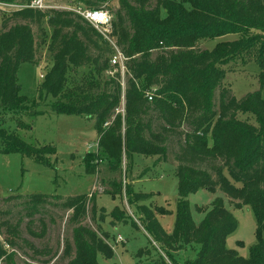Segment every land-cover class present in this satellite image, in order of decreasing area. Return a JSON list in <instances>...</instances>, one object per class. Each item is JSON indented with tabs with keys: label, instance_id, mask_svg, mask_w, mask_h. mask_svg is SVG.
Wrapping results in <instances>:
<instances>
[{
	"label": "trees",
	"instance_id": "1",
	"mask_svg": "<svg viewBox=\"0 0 264 264\" xmlns=\"http://www.w3.org/2000/svg\"><path fill=\"white\" fill-rule=\"evenodd\" d=\"M30 1L0 0L2 4L19 5L8 12L0 26V151L18 152L36 161L52 153V145L29 144L15 132L30 128L21 120L25 114L67 113L93 118L97 151L85 158L87 173H94V159L106 161L108 169L117 173L122 154L129 163L135 154L165 160L166 142L177 136L172 231L166 232L157 220L156 214L167 212L164 207H155V211L148 204L138 203L148 194L126 187L127 201L135 205L145 233L176 264L180 262L173 251L180 246L195 250L194 258L183 264H264V0H155L152 6L150 0H118L109 35L115 37L126 58L124 88L118 71L107 78L100 76L106 70L118 69L108 64L113 48L101 32L75 10L36 9L29 6ZM76 1L81 9H94L105 0ZM12 19L15 21L10 24ZM41 23L50 29L47 50L51 62L36 95L28 98L21 93L17 69L21 62H35L31 27L35 24L40 28ZM231 33L238 38L220 39ZM203 39L220 40L211 48H200ZM152 50H157L153 58ZM249 58L257 64L260 86L237 99L223 85L225 67L236 61L246 63ZM80 67H87V71L79 79H67V73H79ZM141 78L145 84L140 87ZM147 86L153 89L151 99L146 96ZM47 96L53 98L47 104L48 111L41 109L44 104L40 103ZM122 96L121 113L116 109ZM173 109L178 110L177 116ZM7 112L15 116L13 129L3 125ZM238 113L252 116L254 123L238 118ZM108 183L111 190L105 193L120 194L119 183ZM199 188L219 190L238 199L236 206L251 208L256 241L247 257L225 245L237 221L221 196L214 197L208 207L197 206L202 216L194 222L188 195ZM92 200L94 193L66 197L18 193L3 198L18 202L23 217L29 219L44 213L47 204L71 209L68 220L78 224L73 227L72 245L65 242L64 253L72 254L66 264H98V254L108 256L112 251L106 241L107 231L80 224L86 202ZM119 214L118 207L110 212L117 220ZM16 215L14 224L1 221L12 237L5 238L11 247L21 220L19 211ZM122 217L125 221L124 214ZM38 220L42 234L45 224L42 217ZM31 222H27V229L35 236ZM13 254L0 245V259L11 262Z\"/></svg>",
	"mask_w": 264,
	"mask_h": 264
},
{
	"label": "rangeland",
	"instance_id": "2",
	"mask_svg": "<svg viewBox=\"0 0 264 264\" xmlns=\"http://www.w3.org/2000/svg\"><path fill=\"white\" fill-rule=\"evenodd\" d=\"M18 2V0H16ZM155 0H150L152 6ZM81 6L76 0H44L46 9L75 10ZM16 4L0 3V26L8 12L18 8ZM110 15L111 21L115 19V13L119 8L118 0H105L102 6ZM15 19L10 21L13 23ZM35 43V62H21L17 69V80L21 86V93L28 98L36 95V89L42 82V75L48 68L50 54L47 50L50 29L45 23L39 26L32 24ZM110 37V36H109ZM238 38L237 34L222 36V40H233ZM203 39L199 41L200 48H211L216 40ZM109 42V41H108ZM109 45L113 48L111 56L121 53L116 44L115 37H110ZM157 50H152V58ZM110 56V57H111ZM110 61V60H109ZM110 63V62H109ZM108 63V64H109ZM124 64V62H123ZM114 66V65H112ZM118 69L106 70L100 74L101 78H107L115 71L119 72L121 85L125 84V67L117 65ZM223 85L230 89V93L237 99L248 92L255 91L260 86L258 67L253 59L249 58L246 63L240 61L229 63L226 67ZM87 67H80L78 72L67 73V79H79ZM138 84L143 86L145 81L141 78ZM145 92L152 94L153 89L145 88ZM218 91L215 97L217 98ZM264 98V82L261 89ZM52 97L40 101L41 109L49 110L48 103ZM124 98L121 97L120 105L116 109L123 112ZM177 109V106H175ZM172 114L178 115V110L173 109ZM6 122L3 124L7 129H13L16 124L15 116L6 113ZM238 118H246L254 123L253 117L238 113ZM21 120L30 126L29 129L17 128L16 133L29 144L37 146L52 145V153L46 154L43 161L18 152L0 151V245L7 252L14 254L11 262L1 258L0 264H66L71 253H64L65 242L72 245V231L78 223L69 221L71 209L60 205L47 204L44 213L36 214L32 219L23 217V209L18 202H5L3 198L9 194H58L69 196L75 194L94 193V200L87 201L85 214L80 219V224L95 229L101 227L109 234L107 243L112 250L110 255H97L98 264H176L163 247L150 240L145 233L143 225L137 214L136 207L127 201L126 187L139 194H148L141 197L138 203L148 204L153 210L162 206L167 212L156 214L157 220L166 232H171L175 223V202L177 197V177L174 152L177 150V136H172L167 142L166 159L161 157L135 154L129 163L124 154L121 157L120 170L112 173L108 169L106 161L94 159V173H87L85 158L87 155L97 151V131L93 118L83 115L67 113H48L45 115L25 114ZM181 130V129H179ZM182 138L181 136H179ZM114 180L121 186L120 194L113 196L105 193L111 190L109 181ZM221 196L224 206L236 218V228L226 237L225 245L234 248L242 256H248L250 247L256 241L255 215L248 205L236 206L238 199H231L219 190L214 192L205 188H199L188 195V201L192 218L195 223L199 221L202 213L197 211V206L208 207L211 200ZM114 207L120 209V218L110 216ZM6 213H3V212ZM8 211V213H7ZM20 212L21 220L18 224V235L13 240V247L6 244L5 238L9 236L5 225L1 221L8 220L14 224ZM125 215V221L122 215ZM143 216V214H141ZM42 217L45 230L41 233L38 220ZM31 222V230L36 235H31L27 229V222ZM116 222V223H115ZM118 223V224H117ZM105 240V239H104ZM27 241V242H26ZM175 259L183 264L185 260L194 258L195 250L190 246H180L173 251Z\"/></svg>",
	"mask_w": 264,
	"mask_h": 264
},
{
	"label": "built area",
	"instance_id": "3",
	"mask_svg": "<svg viewBox=\"0 0 264 264\" xmlns=\"http://www.w3.org/2000/svg\"><path fill=\"white\" fill-rule=\"evenodd\" d=\"M29 6L36 9H41L44 7V0H31ZM80 15H82L91 25H93L99 32H101L104 37L110 42L111 33V17L108 12L103 8L94 9H75ZM125 57L122 53L118 51L117 56L113 55L110 57V65H124ZM42 77V75H40ZM148 99H151V95L146 94Z\"/></svg>",
	"mask_w": 264,
	"mask_h": 264
}]
</instances>
